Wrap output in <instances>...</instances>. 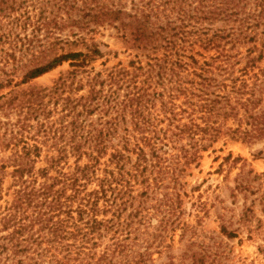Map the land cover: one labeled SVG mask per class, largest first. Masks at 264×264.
Wrapping results in <instances>:
<instances>
[{
  "label": "trees",
  "instance_id": "16d2710c",
  "mask_svg": "<svg viewBox=\"0 0 264 264\" xmlns=\"http://www.w3.org/2000/svg\"><path fill=\"white\" fill-rule=\"evenodd\" d=\"M121 1L62 0V8L80 12L73 22L77 26L130 30L133 46L150 54L152 63L146 70L120 68L104 79L103 73L77 79L80 70L104 56L98 44L80 40L84 51L35 65L19 82L1 72L0 92L65 63L72 69L51 89L30 92L22 99L10 97L2 104L24 116L14 124L0 123L5 128L0 148L11 152L6 160L0 158V201L7 176L12 181L8 190H13L12 201L0 207V264H152L151 253L146 248L141 253L133 244H154L155 233L149 230L155 232L153 220L158 215L157 230L185 227L177 222L181 178L197 166L201 154L221 138L248 144L264 140V68L257 67L264 59V42L259 50L255 33L216 30L208 36L200 23L187 22L193 12L211 21L238 19L251 0H199L193 9L184 8L188 0H168L177 8L175 16L150 5L152 0L131 2L129 11ZM253 1L254 8L240 21L251 17L259 25L264 0ZM223 39L232 46L238 39L253 44L235 62L221 44ZM196 47L214 50L215 55L200 62ZM242 60L244 65L235 68ZM3 61L5 67L19 58L10 54ZM141 75L145 78L140 82ZM66 89L86 90V95L64 96ZM94 115L96 122L89 121ZM126 115L132 132L120 134ZM45 146V167L36 168ZM52 152L55 156L48 155ZM70 158L74 168L64 172ZM82 160L86 164L81 166ZM251 174L236 177L235 192L254 194ZM257 179L254 175L252 181ZM137 186L141 191L135 195ZM221 233L235 237L224 226ZM104 239L109 245L97 252Z\"/></svg>",
  "mask_w": 264,
  "mask_h": 264
},
{
  "label": "rangeland",
  "instance_id": "374dc122",
  "mask_svg": "<svg viewBox=\"0 0 264 264\" xmlns=\"http://www.w3.org/2000/svg\"><path fill=\"white\" fill-rule=\"evenodd\" d=\"M138 1L122 0L121 3L126 4V10L129 11ZM131 2L134 3L131 4ZM146 2L149 0H145L144 3ZM149 3L153 7L158 5L161 11L165 9L166 14L175 16L177 13V8L174 9L173 3L168 0H152ZM199 3V0H188L186 4L184 3V8L193 9ZM254 3L251 0L241 11L244 14L238 19L219 17L211 21L196 16L193 12L189 14L190 18L187 22L201 24L206 28L205 30H208V36L213 35L216 30L224 31L225 34L228 32L233 34L235 30H237L236 33L243 31L247 35L250 32H252L251 35L255 33L257 39L255 44L261 50L259 44L264 42V17L260 18L259 25H255L251 17L240 21L247 15L249 8H254ZM62 4V0H0V76L1 72L6 71L14 82H19L23 72L35 65L44 64L56 55L84 51L82 45L77 43L80 40H85L88 44L91 42L98 44L104 53L101 59L96 60L88 68L80 70L81 73L78 74L77 79L82 78L83 81L88 74L103 73L104 79L111 70L122 68L133 72L138 66L146 70L147 64L152 63L149 52L133 46L130 30L107 25L77 26L73 22L78 20L80 12L78 13L77 10L66 12ZM198 18L200 20H197ZM223 40L221 44L226 42ZM238 40L234 46L231 43L224 44V48L235 62L243 58L247 49L253 44L252 42L242 43L243 39ZM259 50L252 56L256 57ZM262 50L264 52V49ZM197 52L202 56H195L200 62L215 55L214 50L202 51L196 47L194 53L197 54ZM10 54L16 59L19 58V61L16 64L10 62L3 67L4 57ZM152 57H155V54ZM244 61L242 60L235 68L243 66ZM257 67L264 68V59L257 64ZM70 71L72 69L68 63H65L27 84L11 88V93L9 89L0 92V96H4L0 100V123L14 124L18 118L24 116L23 113L19 114V111L7 109L6 106L2 108V104L10 97L16 96L22 99L23 95L28 96L30 92L51 89L60 76ZM144 78L145 76L141 75L139 81H143ZM120 93L123 95L124 91ZM68 94L78 98L85 96L86 90L77 93L66 89L64 96ZM47 101L48 98H45L44 102ZM52 107L53 104L49 103L48 108L52 109ZM56 117L57 115L54 118ZM96 119L97 115H94L89 118V121L96 122ZM132 128L130 118L126 115L119 133L132 132ZM4 129L0 125V138L4 134ZM47 150L48 147L45 146L36 168L45 167L44 157ZM10 153V150L4 151L0 148L1 159L6 160L10 157ZM48 155L55 156V152ZM106 159L107 157L103 161ZM225 159L229 160L224 162ZM84 164L86 160L80 163L81 166ZM62 168L64 172H72L74 158L68 159L67 164ZM11 171V168L8 169L6 174ZM247 172L252 173L248 178L251 180L250 186L254 193L252 195L234 191L236 177L245 176ZM51 175L54 176V173ZM254 175L258 176V179L252 181ZM11 183V179L7 176L3 185L1 208L13 199V190H8ZM181 184L183 185L180 190L181 214L177 222L184 223L185 227L174 230L169 228L166 231L157 230V220L160 216H155L156 219L153 220L155 232L152 229L149 230V233H155L153 238L155 242L154 244H133L138 246L135 248L139 252H144L146 248L152 255V264H264V140L248 144L221 138L201 154L197 166L192 165L186 171L181 178ZM138 187H136L135 195L141 191ZM89 189H94V186ZM137 204L138 201L135 202V206ZM222 226L227 232L234 233L235 237L227 238L221 233ZM99 245L97 252H101L103 247L109 244L107 239H104Z\"/></svg>",
  "mask_w": 264,
  "mask_h": 264
}]
</instances>
